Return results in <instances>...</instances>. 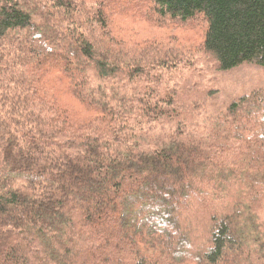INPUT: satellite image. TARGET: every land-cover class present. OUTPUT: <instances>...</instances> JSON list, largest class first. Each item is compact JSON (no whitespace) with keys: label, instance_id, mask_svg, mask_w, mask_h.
I'll list each match as a JSON object with an SVG mask.
<instances>
[{"label":"trees","instance_id":"1","mask_svg":"<svg viewBox=\"0 0 264 264\" xmlns=\"http://www.w3.org/2000/svg\"><path fill=\"white\" fill-rule=\"evenodd\" d=\"M244 64L264 0H0V264H264Z\"/></svg>","mask_w":264,"mask_h":264},{"label":"rangeland","instance_id":"2","mask_svg":"<svg viewBox=\"0 0 264 264\" xmlns=\"http://www.w3.org/2000/svg\"><path fill=\"white\" fill-rule=\"evenodd\" d=\"M176 33L179 37H187L192 41L197 39L195 37L196 34L192 32L179 30L176 31L175 34ZM213 87L214 90L218 92L214 103L225 109L238 98H241V96L249 95L254 92L264 93V68L256 65L244 64L231 71L221 72L215 78ZM213 111L215 110L210 109V112ZM198 217L202 220V218H205V215L202 214ZM191 225L195 226L196 224L192 223Z\"/></svg>","mask_w":264,"mask_h":264}]
</instances>
